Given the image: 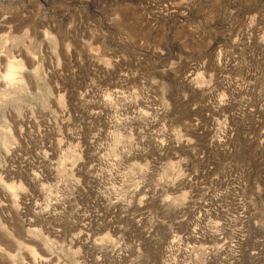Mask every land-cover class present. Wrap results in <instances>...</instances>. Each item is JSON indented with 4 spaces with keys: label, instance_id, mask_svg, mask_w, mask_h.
Masks as SVG:
<instances>
[{
    "label": "rangeland",
    "instance_id": "rangeland-1",
    "mask_svg": "<svg viewBox=\"0 0 264 264\" xmlns=\"http://www.w3.org/2000/svg\"><path fill=\"white\" fill-rule=\"evenodd\" d=\"M0 264H264V0H0Z\"/></svg>",
    "mask_w": 264,
    "mask_h": 264
},
{
    "label": "bare ground",
    "instance_id": "bare-ground-1",
    "mask_svg": "<svg viewBox=\"0 0 264 264\" xmlns=\"http://www.w3.org/2000/svg\"><path fill=\"white\" fill-rule=\"evenodd\" d=\"M7 78H10V77H12V72L9 70L8 71V74H7V76H6ZM5 81V80H4ZM4 83H6V81L4 82ZM3 83V84H4ZM5 85V84H4ZM7 85V84H6ZM106 99V98H105ZM105 99L104 100H101L100 99V101H99V104H98V106L99 107H101V108H103V109H107V105H109L108 103H106V101H105ZM108 102V101H107ZM91 115V114H90ZM93 115H95V114H93ZM46 158V155H45V153H43V159H45ZM5 193V192H4ZM8 194V193H7ZM5 195V194H4Z\"/></svg>",
    "mask_w": 264,
    "mask_h": 264
}]
</instances>
